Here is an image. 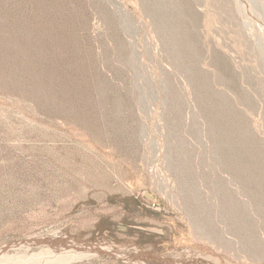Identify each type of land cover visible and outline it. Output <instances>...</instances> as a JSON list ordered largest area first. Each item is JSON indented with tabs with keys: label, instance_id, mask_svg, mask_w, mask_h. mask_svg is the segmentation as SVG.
Wrapping results in <instances>:
<instances>
[{
	"label": "rangeland",
	"instance_id": "rangeland-1",
	"mask_svg": "<svg viewBox=\"0 0 264 264\" xmlns=\"http://www.w3.org/2000/svg\"><path fill=\"white\" fill-rule=\"evenodd\" d=\"M0 264H264V0H0Z\"/></svg>",
	"mask_w": 264,
	"mask_h": 264
}]
</instances>
